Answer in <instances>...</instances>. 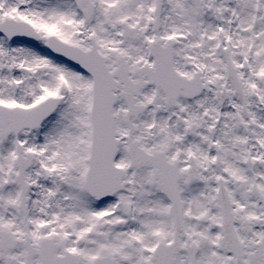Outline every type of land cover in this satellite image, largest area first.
<instances>
[{"label": "snow or ice", "instance_id": "snow-or-ice-1", "mask_svg": "<svg viewBox=\"0 0 264 264\" xmlns=\"http://www.w3.org/2000/svg\"><path fill=\"white\" fill-rule=\"evenodd\" d=\"M0 264H264V0H0Z\"/></svg>", "mask_w": 264, "mask_h": 264}]
</instances>
